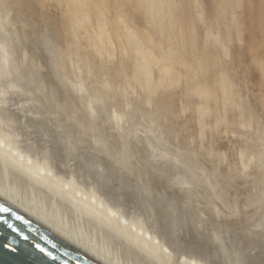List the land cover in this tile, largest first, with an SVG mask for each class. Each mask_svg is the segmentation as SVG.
Instances as JSON below:
<instances>
[{"label": "rangeland", "instance_id": "374dc122", "mask_svg": "<svg viewBox=\"0 0 264 264\" xmlns=\"http://www.w3.org/2000/svg\"><path fill=\"white\" fill-rule=\"evenodd\" d=\"M29 1L34 5L33 13H37L36 16H44L45 4L42 1H37L38 3L35 0ZM90 1L93 3L100 0ZM167 1L133 0L130 3L127 0L128 3H123L120 0L116 2L103 0L107 10L112 9L104 14L107 25L104 28L101 27L100 30L90 29L89 34L93 37L90 43L93 46L86 45L94 51L93 55L96 54L92 56L94 62L89 61L92 71L97 67L100 70L99 73H103L99 75V70H96L94 76H91L93 79H90L86 71L84 72L83 69L80 71L78 65L72 61V52L67 46L68 42H65V51L68 48L65 53L68 56L62 57L59 45L56 47V40L51 33H48L50 31L41 27L37 31L33 30L34 22L25 16L21 6L11 5L12 0L10 3L8 0H0V194L63 234L66 239L73 243L76 242L77 246L81 245V248L106 264H145L146 261V264H264V132H260L259 139L257 136L249 140L248 134L242 131L237 132L238 134L237 129L235 133L230 131V136L227 131L226 134H228L224 135L227 137L225 146L219 148L218 143L213 144L215 141L204 132L205 125H209L211 120H216L218 114L212 116L209 121L205 120L202 118L203 108H198L200 102L196 105V102H193L191 98L188 100V95L184 93L185 99L191 103L190 105L197 107L198 111L189 108V104L180 106L179 103L178 106L175 104L177 103L176 98L170 97L172 93L164 91L172 84L167 83L172 78L170 76L173 70L174 73H179L178 76H185L179 69L181 67L179 63H176L180 61L181 64L183 50L171 42L172 37L169 41L170 37L166 34L169 25L176 20L174 16H176L177 0ZM134 2L136 3L134 9L124 5H132ZM256 2L259 3L260 0H191L195 8H200L202 4L203 9L204 7L206 9H204L203 17L197 9L198 20L199 22L205 21L209 41L214 47L219 43L218 50L224 55V61L227 64L225 66L226 68L229 66L227 70L232 71V75L235 76L233 78L229 74L227 81H238L246 92L249 91L247 93L254 100L255 107L260 110V105H264V21L261 25L254 24L249 14H246L248 4ZM10 6L14 7L11 11L8 10ZM3 7L8 11L5 9L6 12ZM66 7L70 8L65 9L66 16H72L74 7L71 5H66ZM124 7L128 9L124 10ZM117 9H121V13ZM53 11L55 14L60 13L59 10ZM241 14H243L242 17ZM125 17L126 19H123ZM120 18L128 21L136 30L138 37L142 35L139 39L148 49H146L148 59L145 62L141 60L138 77L132 84L134 87L130 86L132 91L128 88L130 99L133 100L129 99L130 103L128 102L124 107H120V99L123 95H118L114 81L107 75L108 70L111 69V63H114L111 60L121 59L122 52L126 49L124 46L121 49L122 46L117 38L113 37L115 34L112 32L114 21ZM11 22L12 24H9ZM235 22L237 25L233 24ZM106 30L107 33H105ZM107 38L110 39L106 40ZM114 40L116 44L118 43L117 46ZM109 44H113V47ZM96 47L99 49H96L95 53L93 48ZM119 50H122L121 53ZM104 53L113 56L106 55L111 59L110 65H107L109 69L103 64L99 65L100 59L98 58ZM149 53L152 54L151 57ZM194 57L197 64L202 65L198 59L199 56ZM63 65L66 71L62 70ZM191 70L193 73L190 76L195 86H199L201 81H208L210 78L217 81L216 75L210 76V70L205 67L202 69L191 66ZM105 71H107L106 75ZM99 78L104 81L96 82ZM201 78L203 79L200 81ZM160 80L165 83V86L162 85L164 90L158 87ZM110 81L113 84H110ZM217 82L219 84V81ZM101 83L102 86L110 85V89L107 86L106 88L99 86ZM220 84L224 87L223 82ZM136 87L139 92H133L137 90ZM149 90H152L151 93L156 96L153 97L152 94L151 97ZM108 94L111 95L108 96ZM133 96L135 98H132ZM151 98L156 101L153 102ZM172 100L175 103L170 105ZM109 101L115 103H108ZM166 101L168 103H164V106L162 102ZM139 106H142V110ZM160 106L161 108H158ZM148 107L151 111L153 108H156L157 112L160 109L161 112L158 113H163L165 118L161 117L163 114L155 115L156 110L153 113L146 110ZM131 108L135 113L131 112ZM135 108L139 109L141 114H138ZM143 109L145 112H142ZM174 115L175 118L171 117ZM157 116H160L162 120L157 121ZM171 121L175 122V126ZM163 122L165 126H162ZM192 124H195L197 128L191 126ZM166 125L170 126L166 127ZM190 127L194 129H189ZM173 130L176 136H173ZM193 134H195L194 137L199 136L197 140L191 139ZM242 135H246L247 139ZM236 139L240 140L237 149L228 147L229 141ZM205 141L206 143L210 141L208 142L210 147ZM246 141H249V145H246L248 147L244 146L245 143L247 144ZM205 148H209L210 151ZM198 149H201L199 150L201 154ZM236 173L239 174L235 175ZM224 174L228 179L224 178ZM96 232L102 236L98 237ZM133 259L134 262H132Z\"/></svg>", "mask_w": 264, "mask_h": 264}, {"label": "bare ground", "instance_id": "6f19581e", "mask_svg": "<svg viewBox=\"0 0 264 264\" xmlns=\"http://www.w3.org/2000/svg\"><path fill=\"white\" fill-rule=\"evenodd\" d=\"M7 1V0H6ZM9 1V3L11 2V0H8ZM13 2H11L12 4L11 5H13V6H15V5H17V6H21L22 8H23V10H24V14H25V16L26 17H29V18H31V20L34 22L33 23V30H36L37 31V29H39V27H41V28H45V29H47L48 31H50V32H48V33H51L52 34V36L54 37V39L56 40V42H57V46L56 47H58V45H59V50L60 51H62V57L63 56H66L67 54V52L66 51H68V48H67V50L65 51V42H68L69 43V45H67L68 47H69V49L71 50V52H72V61H74L73 63L74 64H77L78 66V69L80 70V69H83L84 70V72L87 74V76H89V78L90 79H93V78H91V76L93 75V74H95V71L97 70H99V68H97L96 67V69L94 68V66H93V64H92V66H93V69H95V70H93L92 71V68H91V66L89 65V61L90 62H94V60L92 59V56H95V55H93L94 54V51H92V49H89L86 45L87 44H91L92 42H91V40H92V36H90L91 34H89L90 33V29H96V30H100L101 29V27H103L104 28V26L105 25H107V20L104 18V14L106 13V11H108L109 10V8H108V10H107V8H106V5L103 3V0L101 1H96V2H93L92 3V1H90V0H35L36 2L38 1V2H43L44 4H45V6L46 7H44V9H45V12H44V16H42V15H37L36 16V14L37 13H33V3H31L29 0H12ZM34 1V2H35ZM115 2H116V0H114ZM130 3L133 1V0H128ZM173 1V0H172ZM175 1V0H174ZM173 1V2H174ZM259 1V0H258ZM37 2V3H38ZM111 2V1H110ZM109 2V3H110ZM120 2H123V3H128L127 2V0H120ZM139 2V1H138ZM167 2H169V0L167 1ZM172 2V3H173ZM9 3L7 2V4L9 5ZM107 3V2H106ZM112 3H113V1H112ZM176 3V2H175ZM36 5V4H35ZM39 5V4H38ZM66 5H71L72 7H74L73 8V14H72V16H69V17H67L66 16V12H65V9H70V8H65V6ZM107 5H109V4H107ZM112 5V7H113V4H111ZM118 5V4H117ZM125 6H128L129 8H132V9H134L133 7H135L136 6V3L134 2V3H132V5L131 4H124ZM176 6H175V13H176V16H174V17H176V20L173 22V23H171V25H169V28L166 30V34L170 37H168L169 38V41H171L170 39H171V37H172V43H174L175 45H177V46H180V48H182V50H183V56H181V64H180V61H178V62H176V63H179V65L181 66V67H179V69L180 70H182L183 72H182V74L184 75L185 74V76H181V75H177V74H179V73H174V70H173V73H172V76H170V77H172L171 78V80L169 81V83H167V84H169L170 85V82L172 83L170 86H169V88L168 89H166V90H164V88H163V86L162 85H164L165 86V83L164 82H162V80H160L161 81V83H158V87L160 88V89H163L164 91H169L170 93H172V94H170V97L171 98H176V100H177V103H175L174 102V100H172V101H170V105L172 104H178V106L180 105V106H184L185 104H186V106H187V104H189V108H191V109H193V110H195V111H198V110H196L197 109V107L195 108L194 106H192V105H190L191 103H189L188 102V100H190L189 98H191L192 100H193V102H196V105H197V103H199L200 102V105H198V108H200V109H202L203 108V111H204V113H203V111H201L202 113H203V115H202V118L203 119H205V120H211L212 119V116L214 117V115L215 114H218L217 115V118H216V120H211L212 122H210L209 123V125H205V127H204V132L206 133V134H208L210 137H211V139H213V141H215V142H213V144L214 143H218L217 144V147L219 146V148H221L223 145L225 146V140H227V139H225V138H227L226 136H224L225 134H226V132L227 131H229V136H230V131H235L236 129L238 130V131H236V133L237 132H240L241 133V131L242 132H244L245 134H248V138H249V140L250 139H254L253 137H257L258 136V138L257 139H259V136H260V132L262 131V132H264V105H260V110H258L257 109V107H255V104H254V100H252L251 99V96L247 93V92H249V91H247L246 92V90L245 89H243V87H241V85H240V83L237 81L236 82V80L234 81V82H231V81H227V77H228V75L230 74V76H232L233 78L235 77L234 76V74L232 75V71L230 72V70L228 71L227 69H228V67L226 68V66L225 65H227V64H225V61H224V55H223V53L222 52H219V50H218V45H219V43H217V46H212V43L209 41V37H208V32H207V30L205 29V21L204 22H199V20H198V13H197V9H199V11L201 12L200 13V15H201V17H203V15L205 14L204 12H205V7H204V9H203V6L204 5H202V4H200V8H195L193 5H192V3H191V0H177V4H175ZM249 6H248V8H246L247 10V12H246V14H249V16H250V20H251V22H253L254 24H258V25H261V23H262V21H264V0H260V2L259 3H253V4H248ZM12 6V7H13ZM110 6V5H109ZM108 6V7H109ZM114 6H115V3H114ZM247 6V5H246ZM5 7H7V6H5ZM11 6H10V8L8 9V10H10L11 11V9H13ZM16 7V6H15ZM4 8V7H3ZM21 8V9H22ZM39 8V7H38ZM111 8V7H110ZM118 8H120V7H118ZM127 7H124V10L126 9ZM6 8H4V10H5ZM128 9V8H127ZM136 9V8H135ZM7 10V9H6ZM5 10V11H6ZM7 10V11H8ZM29 10H31V11H29ZM53 10H56V11H58L59 10V14H55L54 12L55 11H53ZM118 11H120L119 9H117ZM6 11V12H7ZM10 11H9V13H10ZM71 11V10H70ZM109 11H112V9H110ZM114 11H115V9H114ZM130 11H131V9H130ZM35 12H37L36 10H35ZM67 12H69V11H67ZM128 12V11H127ZM132 12V11H131ZM120 13H121V11H120ZM133 13V12H132ZM131 13V14H132ZM241 13H243V12H241ZM20 14H22V12L20 13ZM38 14H39V12H38ZM41 14V13H40ZM115 14V13H114ZM123 14V13H122ZM126 14V13H125ZM124 14V15H125ZM130 14V13H129ZM245 14V15H246ZM28 15H30V16H28ZM68 15V14H67ZM107 15V14H106ZM116 15V14H115ZM136 15V14H135ZM118 16V15H117ZM140 16V15H139ZM142 16V15H141ZM209 16V15H208ZM243 16V14H241V17ZM143 17V16H142ZM246 17V16H245ZM111 18V17H110ZM120 19H122V18H120ZM118 20V21H114V26H113V30L114 31H112V32H114L113 34H115V36H113V37H116L117 38V40H118V42L120 43V45L122 46H120L121 47V49L123 48V46L124 47H126V49H125V51L124 52H122V55H121V59H119V60H117V59H115L116 61H118V62H116L115 60H111V59H109L108 58V56H106V55H109V54H103V56L102 57H100V58H98V59H100V64L99 65H102L103 64V66H107V65H110V62L111 61H114V63H111V69H109L108 68V66H107V68L109 69L108 70V76H109V79H111L112 81H114V83H115V90H116V92L118 93V95H123V97H124V99H123V97H121V99H120V107L122 106V107H124V106H126L127 104H128V100L131 98L130 97V94H129V89L128 88H130V86L132 87L133 85L132 84H134V80H136V78L138 77V74H139V71H140V63H141V60H143L144 62L145 61H147V54L146 53H148V51L146 52V47L147 46H144V42L141 40V39H139V37L140 36H142V35H139V37L137 36V33H136V30L133 28V27H131V25L128 23V21L127 20H123V19H126V17L125 18H123L122 20ZM238 19V21H240L239 20V18H237ZM3 20V19H2ZM19 20H20V18H19ZM114 20V19H113ZM115 20H116V18H115ZM129 20V19H128ZM242 20V19H241ZM1 22V21H0ZM37 22V23H36ZM112 22V21H111ZM137 22V21H136ZM215 22V21H214ZM17 22H15V24H16ZM32 23V22H31ZM36 23V24H35ZM242 23V22H241ZM247 23V22H246ZM9 24H12V22L11 23H9ZM202 24H204V25H202ZM213 24V23H212ZM233 24H236L237 25V23L235 22V23H233ZM17 25V24H16ZM19 25V24H18ZM140 25V24H139ZM242 25V24H241ZM12 26V25H11ZM112 26V25H111ZM208 26H210V25H208ZM10 27V26H9ZM220 27V26H219ZM247 27V26H246ZM107 28V27H106ZM136 28H139V27H136ZM208 28H210L211 29V27H208ZM11 29H13V28H11ZM140 29V28H139ZM220 29V28H219ZM238 29V28H237ZM7 30V29H6ZM9 30V29H8ZM7 30V31H8ZM26 30V29H25ZM41 30H43V29H41ZM103 30V29H102ZM109 30V29H108ZM146 30H147V28H146ZM234 30H236V28H235V26H234ZM263 30V29H262ZM30 31V30H29ZM28 31V32H29ZM40 31V30H39ZM137 31H138V29H137ZM215 31V30H214ZM218 31H220V30H218ZM233 31V30H232ZM11 32V31H10ZM13 32H15V31H13ZM27 32V31H26ZM46 32V33H47ZM94 32V31H93ZM93 32H92V34H93ZM96 32V31H95ZM94 32V33H95ZM98 32V31H97ZM112 32H110V33H112ZM217 32V31H216ZM261 32V31H260ZM12 33V32H11ZM34 33H35V31H34ZM42 33V32H41ZM104 32H102V34H103ZM105 33H107V30H106V32ZM104 33V36H106V34ZM109 33V34H110ZM143 33V32H142ZM150 33V32H149ZM211 33H213L212 32V30H211ZM15 34V33H14ZM27 34V33H26ZM43 34V33H42ZM45 34V33H44ZM50 34V35H51ZM141 34V33H140ZM152 34V33H151ZM10 35V34H9ZM18 35V34H17ZM21 35V34H20ZM95 37H96V35L95 34H93ZM99 35V34H98ZM100 35H101V33H100ZM112 35V34H111ZM150 35V34H149ZM148 35V36H149ZM158 35V34H157ZM16 36V35H15ZM41 36V35H40ZM39 36V37H40ZM44 36V35H43ZM47 36V35H46ZM103 36V37H104ZM110 36V35H109ZM151 36V35H150ZM149 36V37H150ZM155 36V35H154ZM9 37V36H8ZM22 37H23V35H22ZM21 37V38H22ZM100 37V36H99ZM102 37V39H104ZM146 37V36H145ZM152 37V36H151ZM155 37H157V36H155ZM24 38V37H23ZM49 38V37H48ZM51 38V37H50ZM49 38V39H50ZM96 38H98V36L96 37ZM116 38H114L115 40H116ZM154 38V37H153ZM252 38V37H251ZM19 39V38H18ZM26 39V38H25ZM40 40H41V38H39ZM39 39H37V40H39ZM46 39V38H45ZM53 39V40H54ZM99 39H101V38H99ZM108 39H110V38H107L106 40H108ZM147 39H148V37H147ZM152 39V38H151ZM155 39V38H154ZM158 39V38H157ZM20 40V39H19ZM52 40V41H53ZM85 42H84V41ZM114 40V41H115ZM27 41V40H26ZM102 41V40H101ZM104 42H105V40H103ZM102 41V42H103ZM114 41H113V43H114ZM147 41H149V40H147ZM150 41H152V40H150ZM14 42H15V40H14ZM33 42V41H32ZM41 42V41H40ZM91 42V43H90ZM112 42V41H111ZM158 42V41H157ZM96 43V42H95ZM99 43V42H98ZM149 43H151V42H149ZM156 43V42H155ZM169 43V42H168ZM172 43H171V45H172ZM224 43V42H223ZM30 44V43H29ZM43 44V43H42ZM115 44H116V41H115ZM118 44V43H117ZM117 44H116V46H117ZM3 45V44H2ZM23 45H24V43H23ZM55 45H56V43H55ZM92 46H93V44H91ZM112 45V46H111ZM109 44V46H111V47H113V44ZM18 46V45H17ZM89 46V45H88ZM98 46V45H97ZM100 46V45H99ZM98 46V47H99ZM103 46V45H102ZM105 46H106V44H105ZM144 46V47H143ZM154 46V45H153ZM159 46V45H158ZM161 46V45H160ZM159 46V47H160ZM152 47V46H151ZM156 47V46H155ZM159 47H157V48H159ZM4 48V47H3ZM26 48V47H25ZM60 48H62V49H60ZM110 48V47H109ZM118 48V47H117ZM150 48V47H149ZM22 49V48H21ZM49 49V48H48ZM96 49L98 50L99 48H93V50H95V53H96ZM105 49V48H104ZM108 49V48H107ZM119 49V48H118ZM162 49V48H161ZM103 50V49H102ZM148 50V49H147ZM167 50V49H166ZM18 51V50H17ZM28 51V50H27ZM112 51V50H111ZM120 51V53H121V51L122 50H119ZM249 51V50H248ZM255 51V50H254ZM19 52V51H18ZM25 52V51H24ZM66 52V53H65ZM70 52V51H69ZM102 52V51H101ZM106 52H107V50H106ZM156 52V51H155ZM157 52H161V51H157ZM99 53V52H98ZM115 53V52H114ZM114 53H112V54H114ZM119 53V54H120ZM224 53H225V51H224ZM69 54V53H68ZM111 54V53H110ZM117 54V53H116ZM157 54V53H156ZM156 54H154V55H156ZM246 54V53H245ZM20 55V54H19ZM118 55V54H117ZM150 55H152V54H150L149 53V57H151ZM153 55V56H154ZM68 56V55H67ZM71 55H69V57H70ZM109 56H112V55H109ZM161 56V55H160ZM194 56H199V60L202 62V65L201 64H197V60H195V57ZM234 56V55H233ZM243 56H244V52H243ZM243 56H242V59H243ZM15 57H17V56H15ZM20 57V56H19ZM58 57H60V56H58ZM91 57V58H90ZM107 57V58H106ZM113 57V56H112ZM241 57V56H240ZM89 58V59H88ZM94 58V57H93ZM117 58H119V57H117ZM161 58H162V56H161ZM256 58V57H255ZM70 59V58H69ZM97 59V58H96ZM95 59V60H96ZM150 59V58H149ZM164 59V58H163ZM162 59V60H163ZM31 60V59H30ZM71 60V59H70ZM111 60V61H110ZM153 60H154V58H153ZM161 60V59H160ZM240 60V59H239ZM238 60V61H239ZM24 61V60H23ZM27 61V60H26ZM63 61H65V60H63ZM157 61V60H156ZM262 61V60H261ZM21 62V61H20ZM19 62V63H20ZM77 62V63H76ZM149 62V61H148ZM153 62H155V61H153ZM152 62V63H153ZM162 62V61H161ZM11 63V62H10ZM156 63V62H155ZM175 63V64H176ZM264 63V62H263ZM12 64H13V62H12ZM18 64V63H17ZM28 64V63H27ZM26 64V65H27ZM142 64V63H141ZM144 64V63H143ZM11 65V64H10ZM53 65V64H52ZM60 65H61V63H60ZM73 65V64H72ZM145 65V64H144ZM178 65V66H179ZM239 65V64H238ZM29 66V65H28ZM98 66V65H97ZM172 66H175V65H172ZM191 66L193 67V68H195V67H198V68H202V69H204V67L205 68H207L208 70H210L209 71V75L210 76H215L216 75V77H217V81H219V84H220V82H223L224 83V87L220 84H218V82L215 80V79H213V78H210L208 81L207 80H204V81H201L203 78H201L200 79V81H201V83L199 84V86H195L194 84H193V79H192V77L190 76V74H192L193 73V70H191ZM240 66V65H239ZM53 67H55V66H53ZM63 67H64V65H63ZM67 67H69V66H67ZM73 67V66H72ZM102 67V66H101ZM17 68V67H16ZM102 68H104V67H102ZM101 68V69H102ZM175 68V67H174ZM59 69V68H58ZM72 69V68H71ZM105 69V68H104ZM155 69V68H154ZM173 69V68H172ZM171 69V70H172ZM261 69V68H260ZM55 70V69H54ZM62 70L64 71L65 70V67L64 68H62ZM144 70V69H143ZM148 70H149V68H148ZM175 70H176V68H175ZM231 70H233V69H231ZM66 71V70H65ZM81 71V70H80ZM102 71V70H101ZM104 71V70H103ZM145 71V70H144ZM144 71H142V72H144ZM83 72V71H82ZM100 72V70L98 71V74L100 75H102V73L103 72H101V73H99ZM106 72L107 71H105V75H106ZM147 72V71H146ZM180 72V71H179ZM237 72V71H236ZM97 73V72H96ZM49 74V73H48ZM75 74V73H74ZM176 74V75H175ZM83 75V74H82ZM99 75H97V76H99ZM147 75V74H146ZM149 75V74H148ZM94 76V75H93ZM92 76V77H93ZM194 76V75H193ZM86 77V76H85ZM100 77V76H99ZM148 77V76H147ZM160 77V76H159ZM169 77V78H170ZM184 77H186V79L184 78ZM57 78V77H56ZM74 78V77H73ZM102 79H103V77H101ZM149 78V77H148ZM158 78V77H157ZM162 78V77H161ZM160 78V79H161ZM167 78V77H166ZM184 80H183V79ZM263 78V77H262ZM32 79V78H31ZM52 79V78H51ZM78 79V78H77ZM96 79V78H95ZM94 79V80H95ZM105 79V78H104ZM165 78H163V80H164ZM39 80V79H38ZM132 80H133V83H131L132 82ZM138 80H139V78H138ZM144 80V79H143ZM143 80H141V81H143ZM157 80H159V79H157ZM213 80V81H212ZM47 81V80H46ZM93 81V80H92ZM101 82V81H104V80H101L100 78H99V80L97 79L96 80V82ZM165 81V80H164ZM144 83H145V81H143ZM166 82V81H165ZM34 83V82H33ZM137 83V82H136ZM264 83V82H263ZM46 84V83H45ZM59 84V83H58ZM64 84H66V83H64ZM105 84V83H104ZM110 84H113V82H111L110 81ZM138 84V83H137ZM143 84V83H142ZM160 84V85H159ZM166 84V85H167ZM92 85V84H91ZM90 85V86H91ZM102 86V83L101 84H99V86ZM144 85V84H143ZM43 86V85H42ZM46 86V85H45ZM93 86H95V85H93ZM105 86H107V85H103L102 87L104 88ZM110 86V85H109ZM109 86H107L108 87V89H110L109 88ZM114 86V85H113ZM135 86H137V85H135ZM141 86V85H140ZM145 86V85H144ZM149 86V85H148ZM154 86V85H153ZM156 86V85H155ZM50 87H52V86H50ZM111 87V86H110ZM134 87V86H133ZM139 87V86H138ZM138 87H136V89L138 88ZM147 87V86H146ZM157 87V86H156ZM1 88V87H0ZM66 88H68V86L66 87ZM90 88V87H89ZM101 88V87H100ZM102 88V89H103ZM106 88V87H105ZM140 88V87H139ZM245 88V87H244ZM250 88V87H249ZM87 89V88H86ZM99 89V88H98ZM135 89V88H134ZM145 89V88H144ZM220 89V90H219ZM251 89V88H250ZM68 90V89H67ZM93 90V89H92ZM92 90H90V91H92ZM95 90V89H94ZM104 90V89H103ZM107 90V89H106ZM130 90L132 91V89L130 88ZM148 90V89H147ZM8 91V90H7ZM51 91V90H50ZM66 91V90H65ZM101 91V90H100ZM135 91H138L139 92V89H137V90H134L133 92H135ZM150 91V90H149ZM152 91V90H151ZM151 91H150V94H151V97H152V94L153 93H151ZM160 91V90H159ZM162 91V90H161ZM75 92V91H74ZM79 92V91H78ZM104 92H106V91H104ZM138 92H136L138 95H139V93ZM147 92V91H146ZM168 92V93H169ZM99 93V92H98ZM102 93V92H101ZM107 93V92H106ZM109 93V92H108ZM112 94H113V92H111ZM184 93L185 94H187L188 95V97H187V99H185V95H184ZM100 94V93H99ZM133 93H131V95H132ZM142 94H145V93H142ZM146 94H148V92L146 93ZM53 95V94H52ZM54 95H56V93H54ZM101 95V94H100ZM109 95H111V94H108V96ZM134 95H136L135 93H134ZM137 95V96H138ZM157 95H158V93H157ZM161 95V94H160ZM105 96V95H104ZM107 96V97H108ZM142 96V95H141ZM149 96V95H148ZM154 96H156V95H154L153 94V97ZM54 97V96H53ZM113 97V96H112ZM116 97V96H115ZM139 97H140V95H139ZM158 97V96H157ZM161 97V96H160ZM159 97V98H160ZM10 98V97H9ZM62 98V97H61ZM60 98V99H61ZM111 98V97H110ZM110 98H107L108 100H110ZM114 98V97H113ZM112 98V99H113ZM126 98H128V99H126ZM132 98H135V96H133ZM137 98V97H136ZM148 97H146V99H147ZM50 99V98H49ZM77 99V98H76ZM97 99V98H96ZM106 99V100H107ZM112 99H111V101H112ZM138 99V98H137ZM140 99V98H139ZM143 100L145 99V98H142ZM149 99H150V97H149ZM152 99V98H151ZM169 99V98H168ZM197 99V100H196ZM61 100H63V99H61ZM67 100H68V98H67ZM66 100V101H67ZM70 100V99H69ZM130 100H133V99H130ZM136 100V99H135ZM187 100V101H186ZM198 100H200V101H198ZM30 101V100H29ZM48 101V100H47ZM111 101H109L108 103H110ZM114 101H115V99H114ZM111 102V104L112 103H115V102ZM117 101H119L118 99H117ZM116 101V102H117ZM148 101V100H147ZM152 101L153 102H155L153 99H152ZM152 101H149V102H151L152 103ZM257 101V100H256ZM49 102H50V100H49ZM134 102V101H133ZM141 102H142V100H141ZM145 102V101H144ZM143 102V103H144ZM192 102V101H191ZM28 103V102H27ZM118 103V102H117ZM130 103V102H129ZM163 104L164 103H168L167 101L166 102H162ZM180 103V104H179ZM131 104H132V102H131ZM135 104H137L136 102H135ZM163 104H162V106H163ZM14 105V104H13ZM29 105V104H28ZM53 105V104H52ZM107 105V104H106ZM117 105H119V104H117ZM168 105V104H167ZM23 106H24V104H23ZM108 106V105H107ZM110 106V105H109ZM130 106V105H129ZM164 106H165V104H164ZM163 106V107H164ZM192 106V107H191ZM30 107V106H29ZM102 107V106H101ZM114 107V106H113ZM131 107V106H130ZM140 107V106H139ZM142 107V106H141ZM140 107V108H141ZM98 108V107H97ZM108 108V107H107ZM110 108V107H109ZM115 108V107H114ZM127 109H128V107H126ZM133 108V107H132ZM130 109L131 110V112H133V109ZM143 108H145V107H143ZM149 108V107H148ZM146 109V110H150L151 111V109L149 108V109ZM158 108H161V106L160 107H158ZM168 108H169V106H168ZM171 108V107H170ZM175 107H173V109H174ZM181 108V107H180ZM183 108V107H182ZM31 109V108H30ZM136 109V108H135ZM163 109V108H162ZM187 109V108H186ZM185 109V110H186ZM115 110V109H114ZM117 110V109H116ZM136 110H138V111H136V112H138V114L140 113L139 112V109H136ZM141 110H142V108H141ZM154 110H156V108H153V110L151 111L152 113H153V111ZM59 111V110H58ZM149 111V112H150ZM169 111V110H168ZM173 111V110H172ZM180 111V110H179ZM72 112V111H71ZM111 112V111H110ZM142 112H145L144 111V109H143V111ZM148 112V111H147ZM148 112V113H149ZM150 112V113H151ZM155 112V111H154ZM158 112H161L160 111V109H159V111ZM157 112V110H156V113H155V115L158 113ZM200 112V111H199ZM58 113V112H57ZM112 113V112H111ZM124 113V112H123ZM133 113H135V112H133ZM132 113V114H133ZM178 113V112H177ZM182 113V112H181ZM84 114V113H83ZM117 114V113H116ZM141 114V113H140ZM147 114V113H146ZM159 114V113H158ZM161 114H163V113H160L159 115H161ZM169 114V113H168ZM195 114V113H194ZM35 115V114H34ZM90 115V114H89ZM127 115V114H126ZM125 115V116H126ZM129 115V114H128ZM144 115V114H143ZM149 115H154V114H149ZM192 115V114H191ZM10 116V115H9ZM181 116V115H180ZM192 116H196V115H192ZM191 116V117H192ZM198 116H199V113H198ZM216 116V115H215ZM30 117V116H29ZM119 117H120V115H119ZM139 117V116H138ZM143 117V116H142ZM155 117V116H154ZM158 117V116H157ZM161 117H164V114H163V116L161 115ZM161 117L159 116L158 117V119H157V121L159 120V119H161ZM167 117V116H166ZM171 117H174L175 118V115L174 116H171ZM176 117H178V116H176ZM25 118V117H24ZM64 118V117H63ZM141 118V117H140ZM145 118V117H144ZM165 118V117H164ZM169 118V117H168ZM180 118V117H179ZM19 119V118H18ZM138 119V118H137ZM193 119V118H192ZM199 119H200V117H199ZM213 119H215V118H213ZM41 120V119H40ZM60 120V119H59ZM131 120H133V119H131ZM136 120V119H135ZM162 120V119H161ZM176 120V119H175ZM61 121V120H60ZM125 121H127L126 119H125ZM145 121V120H144ZM160 121V120H159ZM164 121V120H163ZM168 121V120H167ZM178 121H179V119H178ZM188 121V120H187ZM190 121L192 122V120L190 119ZM113 122V121H112ZM134 122V121H133ZM162 122V121H161ZM170 122V121H169ZM173 124H174V126H175V122H173V121H171ZM189 122V121H188ZM197 122V121H196ZM56 123V122H55ZM62 123H63V121H62ZM81 123V122H80ZM127 123V122H126ZM135 123V122H134ZM195 123V122H194ZM198 123V122H197ZM200 123H202V122H200ZM199 123V124H200ZM70 124V123H69ZM158 124H160V123H158ZM162 124V126L164 125V122L163 123H161ZM168 124V123H167ZM180 124H184V123H180ZM187 124V123H186ZM196 124V123H195ZM194 124V125H195ZM0 125H1V123H0ZM13 125V124H12ZM23 125H24V123H23ZM64 125V124H63ZM127 125V124H126ZM154 125V124H153ZM177 125H178V123H177ZM193 124L191 125V126H194ZM16 126V125H15ZM104 126V125H103ZM123 126V125H122ZM165 126V125H164ZM167 126H170V125H166V127ZM180 126V125H179ZM198 126V125H197ZM62 127V126H61ZM105 127H106V125H105ZM124 127V126H123ZM154 127V126H153ZM172 127H173V125H172ZM171 127V131H172V128ZM181 127H184V126H181ZM194 127H196V126H194ZM200 127V126H199ZM155 128V127H154ZM193 128V127H192ZM191 127L189 128V129H192ZM197 128V127H196ZM3 129V128H2ZM10 129V128H9ZM27 129V128H26ZM166 129V128H165ZM194 129V128H193ZM202 129V128H201ZM63 130V129H62ZM112 130V129H111ZM144 130V129H143ZM168 130V129H167ZM170 130V129H169ZM168 130V131H169ZM64 131H66V130H64ZM154 131V130H153ZM167 131V132H168ZM195 131H197L196 129H195ZM14 132H16V131H14ZM25 132V131H24ZM174 130H173V134H174ZM176 132H178L177 131V129H176ZM176 132H175V134H176ZM187 132V131H186ZM190 132V131H189ZM188 132V133H189ZM232 132V133H233ZM70 133V132H69ZM172 133V132H171ZM185 133V132H184ZM195 133V132H194ZM235 133V132H234ZM27 134V133H26ZM67 134V133H66ZM131 134V133H130ZM133 134H135V133H133ZM172 134V135H173ZM173 135V136H176V135ZM178 134H180V133H178ZM197 134H199V133H197ZM228 134V133H227ZM226 134V135H227ZM238 134V133H237ZM12 135V134H11ZM14 135V134H13ZM160 135V134H159ZM168 135V134H167ZM171 135V134H170ZM169 135V136H170ZM187 135V134H186ZM191 135V134H190ZM189 135V136H190ZM201 135H203V134H201ZM240 135V134H239ZM238 135V136H239ZM184 136V135H183ZM195 136V134H193V137L191 138L192 140H197L196 138H198V137H194ZM208 136V137H209ZM229 136H228V138H229ZM233 136V135H232ZM235 136H236V134H235ZM241 136V135H240ZM243 136V135H242ZM167 137V136H166ZM180 137H181V135H180ZM180 137H178V139L180 138ZM184 137H186V136H184ZM188 137V136H187ZM202 137V136H201ZM204 137V136H203ZM207 137V138H208ZM243 137H245L246 139H247V137H246V135H244ZM57 138V137H56ZM65 138V137H64ZM157 138V137H156ZM194 138V139H193ZM234 138V137H233ZM236 138V137H235ZM234 138V139H235ZM68 139H69V136H68ZM176 139V138H175ZM263 139V138H262ZM32 140V139H31ZM67 140V139H66ZM65 140V141H66ZM149 140V139H148ZM157 140V139H156ZM181 140V139H180ZM185 140V139H184ZM188 141H189V139H187ZM201 140V139H200ZM199 140V141H200ZM208 140V139H207ZM239 140V139H238ZM17 141V140H16ZM45 141V140H44ZM51 141V140H50ZM204 141V140H203ZM203 141H202V143H203ZM229 141V140H228ZM240 141V140H239ZM239 141H237V139L234 141V140H232V141H229V143H228V147H230V148H236L237 149V147H238V142ZM3 142V141H2ZM127 142V141H126ZM195 142V141H194ZM193 142V143H194ZM208 142H210V141H207V143H206V141H205V143H206V145H208L209 146V144H208ZM243 142V141H242ZM247 142V141H246ZM249 142V141H248ZM248 142H247V144L245 143V147H248V146H246V145H249L248 144ZM251 142V141H250ZM160 143V142H159ZM196 143H199V145H201L200 144V142H197L196 141ZM204 143V144H205ZM252 143V142H251ZM162 144V143H161ZM178 144H180V143H178ZM185 144V143H184ZM188 144V143H187ZM190 144V143H189ZM255 144H257V143H255ZM14 145V144H13ZM44 145V144H43ZM165 145V144H164ZM181 145V144H180ZM183 145V144H182ZM194 145V144H193ZM198 145V146H199ZM211 145V144H210ZM251 145V144H250ZM254 144H252V146H253ZM261 146L263 145V144H260ZM46 146V145H45ZM185 146V145H184ZM195 146V145H194ZM197 146V145H196ZM205 146V145H204ZM203 146V147H204ZM212 146V145H211ZM243 146V147H244ZM251 146V147H252ZM128 147V146H127ZM210 147V146H209ZM1 148V147H0ZM6 148V147H5ZM58 148V147H57ZM188 148H190L191 149V147H188ZM194 148V147H193ZM38 149V148H37ZM53 149V148H52ZM77 149V148H76ZM171 149H173V148H171ZM170 149V150H171ZM202 149V148H201ZM201 149H198V151L200 150L201 151ZM207 151L209 150V148L207 149V148H205ZM211 149V148H210ZM213 149V148H212ZM223 149V148H222ZM245 149V148H244ZM253 149V148H252ZM3 150V149H2ZM46 150V149H45ZM84 150V149H83ZM180 150V149H179ZM193 150V149H192ZM6 151V150H5ZM161 151V150H160ZM177 151H178V149H177ZM193 151H195V150H193ZM199 151V152H200ZM210 151V150H209ZM233 151V150H232ZM231 151V152H232ZM7 152H9V151H7ZM11 152V151H10ZM49 152V151H48ZM47 152V153H48ZM176 152V151H175ZM215 152V151H214ZM234 152V151H233ZM239 152H240V150H239ZM250 152V151H249ZM55 153H56V151H55ZM162 153V152H161ZM204 153H206L205 151H204ZM251 153V152H250ZM249 153V154H250ZM5 154V153H4ZM67 154V153H66ZM167 154V153H166ZM171 154V153H170ZM177 154V153H176ZM187 154V153H186ZM200 154H201V152H200ZM202 154H203V152H202ZM251 154H253V153H251ZM17 155V154H16ZM204 155V154H203ZM207 155H209L208 153H207ZM206 155V156H207ZM218 155V154H217ZM220 155H222V154H220ZM245 155V154H244ZM246 155H248L247 153H246ZM256 155V154H255ZM46 156H47V154H46ZM72 156V155H71ZM74 156V155H73ZM97 156V155H96ZM174 156H176V155H174ZM197 156V155H196ZM201 156V155H200ZM243 156V155H242ZM44 157V156H43ZM50 157V156H49ZM54 157H55V155H54ZM139 157V156H138ZM203 157V156H202ZM225 157V156H224ZM248 157V156H247ZM20 158V157H19ZM95 158H97V157H95ZM177 158V157H176ZM194 158V157H193ZM208 158V157H207ZM22 159V158H21ZM20 159V160H21ZM188 159H189V157H188ZM191 159V158H190ZM196 159V158H195ZM198 159V158H197ZM205 159V158H204ZM203 159V160H204ZM229 159V158H228ZM49 160V159H48ZM52 160V159H51ZM150 160V159H149ZM250 160H251V157H250ZM249 160V161H250ZM14 161V160H13ZM87 161V160H86ZM99 161V160H98ZM152 161V160H151ZM247 161V160H246ZM253 161V160H252ZM2 162V161H1ZM17 162V161H16ZM51 162V161H50ZM248 162V161H247ZM17 163H19V162H17ZM181 164V163H180ZM184 164V163H183ZM21 165V164H20ZM114 165V164H113ZM144 165V164H143ZM203 165H204V163H203ZM220 165V164H219ZM225 166V165H224ZM113 167V166H112ZM118 167H120V166H118ZM229 167V166H228ZM242 167V166H241ZM29 168V167H28ZM64 168V167H63ZM205 168V167H204ZM13 169V168H12ZM79 169V168H78ZM217 169V168H216ZM231 169V168H230ZM229 169V170H230ZM74 170H76V169H74ZM15 171H17L16 169H15ZM83 171V170H82ZM81 171V172H82ZM244 171V170H243ZM36 172V171H35ZM22 173V172H21ZM27 173V172H26ZM44 173H45V171H44ZM85 173H86V171H85ZM101 173V172H100ZM158 173V172H157ZM214 173V172H213ZM240 173V172H239ZM238 173V174H239ZM58 174V173H57ZM104 174V173H103ZM189 174V173H188ZM212 174V173H211ZM210 174V175H211ZM232 174V173H231ZM237 173L235 174V175H238ZM59 175V174H58ZM71 175V174H70ZM81 175V174H80ZM106 175V174H105ZM1 176V175H0ZM62 176V175H61ZM73 176V175H72ZM86 176V175H85ZM224 176H225V174H224ZM81 177H82V175H81ZM263 177V176H262ZM30 178V177H29ZM72 178V177H71ZM75 178V177H74ZM225 179H228V178H226V176L224 177ZM128 179V178H127ZM33 181V180H32ZM84 181V180H83ZM131 181V180H130ZM219 181V180H218ZM77 182V181H76ZM261 182V181H260ZM88 183V182H87ZM166 183V182H165ZM258 183V182H257ZM262 183V182H261ZM264 183V182H263ZM36 184V183H35ZM150 184V183H149ZM252 184V183H251ZM256 184V183H255ZM81 185V184H80ZM136 185V184H135ZM228 185V184H227ZM246 185V184H245ZM260 185V184H259ZM86 186V185H85ZM126 186V185H125ZM229 186V185H228ZM89 187V186H88ZM24 188V187H23ZM47 188V187H46ZM60 188V187H59ZM223 188V187H222ZM226 188H227V186H226ZM230 188V187H229ZM234 188V187H233ZM255 188H256V185H255ZM60 189H62V188H60ZM89 189H91V188H89ZM128 189V188H127ZM205 189V188H204ZM261 189V188H260ZM86 190V189H85ZM94 190V189H93ZM206 190V189H205ZM109 191V190H108ZM99 192V191H98ZM113 192V191H112ZM253 192V191H252ZM96 194V193H95ZM100 194V193H99ZM106 194V193H105ZM225 194V193H224ZM147 195V194H146ZM208 195V194H207ZM102 196H103V194H102ZM156 196V195H155ZM162 196V195H161ZM166 196V195H165ZM138 197V196H137ZM164 197V196H163ZM244 197V196H243ZM246 197V196H245ZM140 198V197H139ZM157 198V197H156ZM167 198V197H166ZM0 199L1 200H3L5 203H7V204H9L10 206H12L13 208H15L16 210H18L19 212H21L23 215H25L26 217H28L29 219H31L32 221H34V222H36L37 224H39L40 226H42L43 228H45L47 231H49L50 233H52L53 235H55L56 237H58L59 239H61L62 241H64V242H66L67 244H69V245H71V246H73L75 249H77V250H79L81 253H83V254H85L87 257H89V258H91V259H93L94 261H96V262H98L99 264H106V263H104V262H102L100 259H98V258H96L93 254H91V253H89V252H87L86 250H84L83 248H81L80 246H77L78 244H75V243H73L72 241H70V240H68V239H66L64 236H63V234H61V233H59V232H57L55 229H52L51 227H49L46 223H44V222H42L41 220H39L37 217H35V216H33V215H31V214H29V212L28 211H26V210H24V209H22V208H20V207H18L16 204H15V202L13 201H11V200H9V199H7V197L5 198L2 194H0ZM64 199V198H63ZM102 199H103V197H102ZM111 199V198H110ZM180 199V198H179ZM242 199V198H241ZM59 200V199H58ZM169 200V199H168ZM175 200V199H174ZM44 201V200H43ZM62 201V200H61ZM155 201V200H154ZM65 202V201H64ZM83 202V201H82ZM257 202V201H256ZM48 203V202H47ZM86 203V202H85ZM93 203V202H92ZM238 203V202H237ZM238 204H240V203H238ZM253 205V204H252ZM91 206V205H90ZM96 206V205H95ZM231 206V205H230ZM239 206V205H238ZM240 207V206H239ZM244 207V206H243ZM262 207V206H261ZM100 208V207H99ZM220 208V207H219ZM255 208H257V207H255ZM153 209V208H152ZM163 209V208H162ZM71 210H73V209H71ZM101 210V209H100ZM208 210V209H207ZM244 210V209H243ZM158 211V210H157ZM78 212V211H77ZM109 212H111V211H109ZM82 213V212H81ZM104 213V212H103ZM164 213V212H163ZM170 213V212H169ZM173 213V212H172ZM196 213V212H195ZM64 215V214H63ZM109 215H110V213H109ZM70 216V215H69ZM68 217V216H67ZM109 217V216H108ZM113 217V216H112ZM73 219V218H72ZM204 220V219H203ZM259 220H260V218H259ZM75 221H77V220H75ZM114 221V220H113ZM195 221V220H194ZM103 222V221H102ZM76 223V222H75ZM79 223V222H78ZM123 223V222H122ZM77 224V223H76ZM97 224V223H96ZM248 224V223H247ZM81 225V224H80ZM91 227H93V226H91ZM196 227V226H195ZM200 228V227H199ZM87 229V228H86ZM201 229V228H200ZM209 229V228H208ZM126 231V230H125ZM195 231V230H194ZM197 231V230H196ZM202 231V230H201ZM94 232H95V230H94ZM92 233H93V230H92ZM97 233V232H96ZM196 233V232H195ZM98 234V233H97ZM96 234V235H97ZM125 235V234H124ZM132 235V234H131ZM100 236H102V235H99L98 234V237H100ZM177 236V235H176ZM215 236H216V234H215ZM102 238V237H101ZM130 238V237H129ZM179 239V238H178ZM259 239V238H258ZM139 240V239H138ZM263 240V239H262ZM122 241V240H121ZM178 242V241H177ZM131 243V242H130ZM213 243V242H212ZM113 245H115V244H113ZM117 245V244H116ZM122 245V244H121ZM120 245V246H121ZM222 245V244H221ZM128 247V246H127ZM148 247V246H147ZM119 248V247H118ZM123 248H125V247H123ZM122 248V249H123ZM117 249V248H116ZM175 249V248H174ZM119 250V249H118ZM126 250V249H125ZM181 250V249H180ZM120 251H122V250H120ZM164 251H166V250H164ZM122 252H124V251H122ZM176 252V251H175ZM193 252V251H192ZM130 253V252H129ZM135 253V252H134ZM181 253H183V252H181ZM201 254V253H200ZM124 255V254H123ZM130 255H132V254H130ZM138 255V254H137ZM167 255V254H166ZM194 255V254H193ZM100 256V255H99ZM125 256V255H124ZM133 256V255H132ZM155 256V255H154ZM105 257V256H104ZM127 257V256H126ZM130 257V256H129ZM134 257H135V255H134ZM133 257V258H134ZM141 257V256H140ZM180 257V256H179ZM196 257V256H195ZM171 258V257H170ZM182 258V257H181ZM139 259V258H138ZM143 259V258H142ZM191 259V258H190ZM184 260V259H183ZM127 261H129V259L127 260ZM132 262H134V259H133V261ZM172 262V261H171ZM139 263V262H138ZM146 263H147V261H146ZM145 263V264H146ZM149 263V262H148ZM109 264V263H108ZM133 264V263H132ZM140 264V263H139ZM192 264V263H191Z\"/></svg>", "mask_w": 264, "mask_h": 264}, {"label": "water", "instance_id": "95a60500", "mask_svg": "<svg viewBox=\"0 0 264 264\" xmlns=\"http://www.w3.org/2000/svg\"><path fill=\"white\" fill-rule=\"evenodd\" d=\"M0 264H99L0 199Z\"/></svg>", "mask_w": 264, "mask_h": 264}]
</instances>
